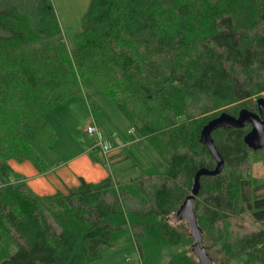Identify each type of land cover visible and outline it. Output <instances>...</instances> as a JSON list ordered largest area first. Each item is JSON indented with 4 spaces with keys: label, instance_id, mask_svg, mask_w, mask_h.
Masks as SVG:
<instances>
[{
    "label": "trees",
    "instance_id": "1",
    "mask_svg": "<svg viewBox=\"0 0 264 264\" xmlns=\"http://www.w3.org/2000/svg\"><path fill=\"white\" fill-rule=\"evenodd\" d=\"M80 27L69 49L51 0L29 8L0 0V264H92L129 241L138 264H198L191 252L175 251L189 237L167 218L191 195L197 173L216 168L200 142L203 127L222 113L257 112L253 100L264 98V0H90ZM84 77L165 170L150 167L121 185L111 177L80 179L66 193L38 196L15 180L10 161L29 162L39 173L50 168L31 137L52 149L56 137L45 117L70 98L93 104L81 89ZM116 91L140 106L137 114L117 102ZM250 129L211 133L223 167L199 177L193 212L202 239L214 241L227 260L264 264V222L248 234L231 225L247 213L240 169L251 155L264 159V147L244 143ZM90 156L103 162L95 145ZM131 201L139 208L129 209Z\"/></svg>",
    "mask_w": 264,
    "mask_h": 264
},
{
    "label": "rangeland",
    "instance_id": "2",
    "mask_svg": "<svg viewBox=\"0 0 264 264\" xmlns=\"http://www.w3.org/2000/svg\"><path fill=\"white\" fill-rule=\"evenodd\" d=\"M35 1L36 0H23L27 8H29L30 5H32V2H35ZM89 2L90 0H51L52 7L56 14L59 25L63 31L64 38H65V41L69 49H72L74 47L73 36L80 31L81 19L88 7ZM82 79H84L83 82H86V83L90 82L93 85V88L91 90L95 92L97 98L99 96H102L103 98H105L104 102H102L103 105L106 104L117 115H120L119 109L111 101H109V99L104 94V92L101 90V88L97 86V84L90 77H84ZM84 91H86L89 94V96L86 94L85 96H88L90 98H92L91 96H94V94L90 93L87 90V88L84 89ZM115 94L118 99L117 102L119 104L125 106L126 110L129 111L131 114L133 115L137 114L138 110L140 109V106L138 104L134 103V101L132 100L126 99L125 95L119 91H116ZM84 100H85L84 106L86 108L85 109L81 108V109L85 112V115L84 113L82 114L79 111L77 113V116H75L74 119H72V117H70L69 115H62L60 111H61V108L63 107L59 108L58 106L57 108L59 109H56L55 112H51L45 117V121L49 125L51 130L53 131L56 137V141L59 138V142L54 143L52 146V149L50 148L52 152L58 153L61 151V149L69 150V148L70 150H73V148L71 149V145L67 143V139H69L68 131L70 133V137L79 135V131H78L79 128L76 129V127L77 126L84 127L87 121H90V122L93 121L92 119L94 118V113L102 111V109H100L101 106L100 105L97 106V103L95 106L93 100H92L93 104H90L86 100V97H84ZM255 101L256 99L253 100L254 104H255ZM64 106L65 107L70 106V104L64 105ZM107 106L104 107L106 110H107ZM236 106L238 109L245 108L242 106V104H238ZM229 110H230V106H226V107L217 109L214 113L219 115L220 113L227 112ZM114 121L116 122L117 119L115 118ZM134 135L140 136L137 132H135ZM66 136L68 137L65 138ZM86 138L87 137H83V140L86 143H90L92 140H96V138H89L90 140L89 139L87 140ZM30 143L32 147L35 149V151H37L41 155V157H46V149L44 148V143L37 135L33 134V136L31 137ZM134 147L136 148L135 149L136 152L142 153V155L145 157V158L143 157L140 159L141 163L143 162L150 163L151 165L150 167H154L158 171L164 172L165 163L159 158L156 152L148 145L146 140L144 141L141 139L140 143H138ZM255 156H256V159H255ZM258 158H261L260 155L259 156L251 155L249 162L240 169L241 172L245 175V179H243L240 182V192H241V200L247 210V213L243 214V216L238 219L231 220V225H232V229L234 232H239L242 234H248V233L254 232L259 228L258 224L264 221V213L259 214V216H253L250 213V209H252L254 205V201H253L254 195L256 194L255 192H257L255 191V188L261 186V188L258 189V192L264 193V159L258 160ZM97 164H100L101 166L103 165L105 166V168L107 169L109 168L110 170V166L106 165L104 162L97 163ZM115 165H117L120 170L122 169L125 170L124 173L127 175L126 178L121 179L122 177L118 176L119 172H116L114 168ZM115 165L114 166L111 165V173H113L112 174L113 177L116 179L117 183H119L120 185L125 184L131 180H135L138 177H140V174H142L141 172L142 168H139L138 170L136 167H134L133 163H131L130 161H122ZM155 183H156L155 179L152 178L150 180L148 179L147 181H145L143 186L145 189H149L150 186L154 185ZM128 206H129V209L131 210L139 208V206L137 205L135 201L129 202ZM167 222L172 227L183 229L186 237L187 238L189 237V239L186 241V245H185L186 247L185 246L178 247L177 249H175V251H185L186 253L190 254L191 246L193 242L190 237L189 230L187 229L185 223L180 222L176 217H174V214H171L170 216H168ZM130 246L131 245L123 246V247H119V248L112 250L111 252L104 255V258L102 260L96 262L95 264H117V263H114L113 258L119 253H123L124 255L122 256V260L120 261L119 264L136 263L138 259V255L134 251L133 247H130ZM202 246H205L207 248V254L210 256V258H212L214 264H239L238 262L227 260L224 254L220 251L219 246L216 245L214 241H212L211 239H209L208 241H204V238H203ZM125 255L127 256L126 258H124ZM193 258L195 259L194 255H193Z\"/></svg>",
    "mask_w": 264,
    "mask_h": 264
},
{
    "label": "crops",
    "instance_id": "3",
    "mask_svg": "<svg viewBox=\"0 0 264 264\" xmlns=\"http://www.w3.org/2000/svg\"><path fill=\"white\" fill-rule=\"evenodd\" d=\"M83 80L84 79L80 80V85L83 93L89 96V94L84 91V89L87 88L90 93L94 94V96L90 95L92 97L90 99L94 101L95 106L96 103L97 106L100 105V109H102V111L94 113V118L92 119L93 121H87L84 127H76V129L79 128V135L70 137V133L68 131L69 137L66 136L65 138H69L67 139V143L71 145V149L73 148V150H70L69 148V150L61 149V151L58 153L52 152L44 144V148L46 149V157L42 158L50 166V168L45 173H39L29 162L17 163L14 161H10V166L14 173L15 180L24 182L27 187L38 196H51L56 192L66 193L68 189L78 187L80 184V179H82L86 183L92 184L99 183L109 177L116 181V179L112 175L113 173H111V165L114 166L115 164L122 161H130L138 170L139 168H142L141 172L148 170L151 166L150 163L147 162L141 163L140 159L144 156L142 155V153L135 151L136 148L134 146L140 143L141 139H144L140 136H135L134 134L136 130L131 126L127 118H125V116L120 111L119 113L121 116L117 115L106 104L103 105L102 102H104L105 98L99 96L98 100L95 92L91 90L93 88V85L90 82H83ZM68 104H70V106H66V108L64 105ZM106 106L107 110L104 108ZM57 107L55 108V110L63 107L61 108L60 113L62 115H69L70 117H72V119L77 116V113L79 111L82 114L84 113L85 115V112L81 108L85 109L86 107L82 102L75 98H70L66 102L59 105V108ZM55 110L53 112H55ZM115 118L117 119L116 122L114 121ZM90 124H94L98 128L102 143L106 147H110L107 151L106 158L103 159V162L106 165L110 166V170L109 168L107 169L105 168V166H101L100 164L94 162L90 156V150L96 144V140L91 139L92 141L90 143H86L83 140V137H87V140L89 139V137L85 134V128ZM56 142H59V138ZM114 168L116 172H119L118 176H121V179L126 178L127 175L124 173V169L120 170L117 165H115ZM259 188H261V186L255 188V191L257 192H255L256 194L254 195L253 199L254 205L253 208L250 209V213L253 216H259V214L264 213V193L258 192ZM128 245H131L130 247H133L134 251L138 255V251L134 242L129 241L108 249L103 253L102 257L99 260L93 262L92 264H95L96 262L102 260L104 258V255L111 252L112 250ZM122 256H124L123 253H119L114 256V263L119 264L122 260ZM126 257L127 256L125 255L124 258ZM138 263L139 256L136 263L134 264Z\"/></svg>",
    "mask_w": 264,
    "mask_h": 264
},
{
    "label": "water",
    "instance_id": "4",
    "mask_svg": "<svg viewBox=\"0 0 264 264\" xmlns=\"http://www.w3.org/2000/svg\"><path fill=\"white\" fill-rule=\"evenodd\" d=\"M256 111L257 112L241 110L237 117L222 113L209 121L201 131L200 142L205 145L210 154L214 157L217 165L211 172L200 170L197 173L191 195L183 201L175 214L177 219L180 222H184L189 230L190 237L193 241L191 252L196 257L198 264H214L206 253L205 248L202 246V231L197 224V219L193 212V206L199 190V177L201 175H216L223 167V163L220 161V157L216 153L213 141L211 140V133L218 128L226 130L242 129L250 126V131L244 137V143L251 150L261 149L264 147V98L256 100Z\"/></svg>",
    "mask_w": 264,
    "mask_h": 264
},
{
    "label": "built area",
    "instance_id": "5",
    "mask_svg": "<svg viewBox=\"0 0 264 264\" xmlns=\"http://www.w3.org/2000/svg\"><path fill=\"white\" fill-rule=\"evenodd\" d=\"M85 134L89 138H96V144L95 146L99 149L101 157L103 159L106 158L107 151L110 147H106L101 140V136L99 133L98 128L94 124L87 125L85 128Z\"/></svg>",
    "mask_w": 264,
    "mask_h": 264
}]
</instances>
